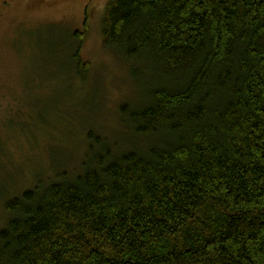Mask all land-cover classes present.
<instances>
[{
  "label": "trees",
  "instance_id": "trees-1",
  "mask_svg": "<svg viewBox=\"0 0 264 264\" xmlns=\"http://www.w3.org/2000/svg\"><path fill=\"white\" fill-rule=\"evenodd\" d=\"M102 33L140 82L120 114L141 140L96 138L81 173L7 202L0 264H264V0H111Z\"/></svg>",
  "mask_w": 264,
  "mask_h": 264
},
{
  "label": "rangeland",
  "instance_id": "rangeland-1",
  "mask_svg": "<svg viewBox=\"0 0 264 264\" xmlns=\"http://www.w3.org/2000/svg\"><path fill=\"white\" fill-rule=\"evenodd\" d=\"M110 1L0 0V230L7 202L39 180L81 173L96 138L112 152L141 140L121 121L120 107L139 101L140 82L105 45ZM74 30L85 34L84 82L69 70Z\"/></svg>",
  "mask_w": 264,
  "mask_h": 264
}]
</instances>
